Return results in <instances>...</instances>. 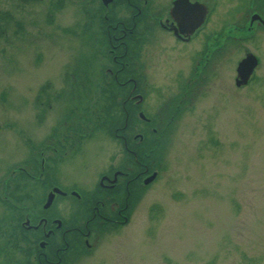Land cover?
<instances>
[{"label":"rangeland","instance_id":"374dc122","mask_svg":"<svg viewBox=\"0 0 264 264\" xmlns=\"http://www.w3.org/2000/svg\"><path fill=\"white\" fill-rule=\"evenodd\" d=\"M222 9L220 14L227 6ZM81 15L78 0H0L4 181L12 179V166L32 153L40 156L43 146L60 150L51 169L85 190L109 156L115 167L128 157L140 168L141 148L125 154L115 135L125 121V92L115 82L114 90L107 88L104 70L112 64L100 59L96 31L82 33ZM231 21L240 23L236 16ZM251 43L250 52L261 57L251 81L236 86V62L208 76L201 102L175 120L173 133L151 153L158 178L134 196L129 224L103 236L94 253L73 264H264V36ZM232 53L241 55L236 48ZM192 55L178 56L175 74ZM164 60L162 54L148 57L153 86L167 80L144 106L150 116L179 92L174 75L163 77ZM71 129L81 135L80 144L65 142L63 152L60 142ZM150 139L143 152L154 149ZM128 143L133 148L138 141Z\"/></svg>","mask_w":264,"mask_h":264},{"label":"flooded vegetation","instance_id":"af4514ba","mask_svg":"<svg viewBox=\"0 0 264 264\" xmlns=\"http://www.w3.org/2000/svg\"><path fill=\"white\" fill-rule=\"evenodd\" d=\"M230 2L232 6L228 7ZM78 3L84 20L82 33L88 35L86 28L96 31L95 39L103 50L100 59L107 57L112 64L104 70L105 82L110 78L107 88L114 90L115 82L116 89L125 92V100L117 99H122L125 121L115 135L123 142L125 154L135 155V149L141 148L143 160L139 169L130 166L128 157L126 163L115 167L114 157L109 156L110 163L108 160L102 171L92 174L93 187L85 190L72 176L61 179L55 167L51 169V164L56 165L58 148L53 146L50 152L49 146H43L40 156H25L22 164L8 170L12 179H0V264H73L80 255L94 253L103 236L129 224L134 196L151 186L154 180L151 184L146 182L153 173L158 175L151 167V153L173 133L175 120L201 102L208 76L216 74L215 69L220 66L236 62L238 67L254 54L249 44L264 36V0ZM224 5L227 9L220 14ZM234 16L240 23L231 21ZM215 20H219V25L214 26ZM83 40L88 42L85 37ZM234 48L241 55L233 54ZM183 51H192L193 55L181 74H175L173 66ZM157 54L165 58L163 77L174 75L171 79L179 92L169 105H156V113L150 116L144 106L155 92L153 89L167 81H157L153 86L154 69L148 57ZM257 58L260 64L261 57ZM179 103L186 104L184 109ZM78 138H82L79 132L68 130L59 147L64 152L65 142L79 145ZM149 138L154 149L143 152L150 145ZM128 140L138 143L131 148ZM50 195L52 204L47 207Z\"/></svg>","mask_w":264,"mask_h":264},{"label":"water","instance_id":"95a60500","mask_svg":"<svg viewBox=\"0 0 264 264\" xmlns=\"http://www.w3.org/2000/svg\"><path fill=\"white\" fill-rule=\"evenodd\" d=\"M239 66L237 67V78H236V86L238 87H243V85L248 84L250 81L251 77L253 76L254 70L256 67H258L259 60L258 58L253 54L249 55L247 58L243 59L242 62L238 64ZM157 174L154 173L151 178H149L146 182V184L151 183L157 176ZM52 199L53 196L50 195L47 202V207L52 204Z\"/></svg>","mask_w":264,"mask_h":264},{"label":"trees","instance_id":"16d2710c","mask_svg":"<svg viewBox=\"0 0 264 264\" xmlns=\"http://www.w3.org/2000/svg\"><path fill=\"white\" fill-rule=\"evenodd\" d=\"M129 111V110H128ZM122 112H123V110H122ZM128 118L130 119V117L128 116ZM114 120H116V119H114Z\"/></svg>","mask_w":264,"mask_h":264}]
</instances>
